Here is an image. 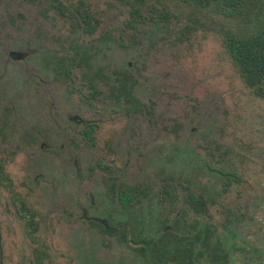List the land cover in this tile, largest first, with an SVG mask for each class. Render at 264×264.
<instances>
[{
    "label": "rangeland",
    "instance_id": "374dc122",
    "mask_svg": "<svg viewBox=\"0 0 264 264\" xmlns=\"http://www.w3.org/2000/svg\"><path fill=\"white\" fill-rule=\"evenodd\" d=\"M87 2L102 12L112 31L129 19L128 8L116 0ZM165 2L180 17L171 22V32L134 36L139 44L134 92L145 110L129 120L121 110L115 112L100 103V145L89 154L78 151L84 157L78 177L64 147L67 139L56 132L59 122H52L55 133L45 134L47 103L57 112L77 109L82 105L78 94L67 92L63 81L44 73L34 83L30 68L38 64L28 59L6 61L9 50H19L17 41L24 33L33 35L37 49L64 51L70 34L67 18L55 11L51 0H0V55L3 65L8 63L0 79V165L11 178L8 188L0 183V264H35L36 250H47L52 264L142 263L135 245L130 255L118 237L99 235L79 217V208L88 207L85 198L100 179L97 171L90 174L95 155L122 165L127 155L119 147L127 144L129 129L144 139L147 152L156 146L157 129L167 132L160 143L167 147L187 146L202 153L205 145L212 144L232 150L223 156L224 164L234 163L248 185L242 191L244 200L233 194L230 201L244 202L256 211L255 218L264 219V206L254 209L251 205L252 198L264 200V99L245 86L222 40L223 31L238 23L211 10H195L181 0ZM189 16L196 24L180 38L177 31ZM126 37L129 42L130 34ZM133 52L109 50L105 67L114 70L121 61L130 60ZM8 105H15L17 114L5 118ZM105 142L113 149L104 151ZM12 192L20 193L37 214L38 229L32 235L16 211ZM168 212L161 208L162 214L172 218ZM257 228L252 226L251 233Z\"/></svg>",
    "mask_w": 264,
    "mask_h": 264
},
{
    "label": "trees",
    "instance_id": "16d2710c",
    "mask_svg": "<svg viewBox=\"0 0 264 264\" xmlns=\"http://www.w3.org/2000/svg\"><path fill=\"white\" fill-rule=\"evenodd\" d=\"M116 1L128 8L129 19L112 31L102 12H96L87 0H51L55 11L68 18L70 34L64 53H53L49 65L54 79L77 80L90 87L98 84L104 107L135 114L143 106L134 92L138 64L134 56L139 45L134 36L170 33L171 22L180 17L165 0ZM181 1L238 23L223 31L224 48L245 86L255 97L264 99V1ZM195 24L187 17L177 31L179 37L187 36ZM113 48L129 49L134 54L109 70L106 54ZM169 147L163 145L162 153L153 154L160 161L152 170L155 179L148 176L129 187L131 207L135 210L138 206L144 228L132 234L136 253L148 264H264V219L255 218L256 211L244 202L230 201L233 194L244 200L246 192L242 191L248 185L234 163L224 164L223 156L232 150L212 144L205 145L202 153L187 146ZM251 205L261 209L264 200L252 198ZM161 208L172 218L163 215ZM157 211L161 215L155 222ZM143 217L155 225L147 228ZM252 226L258 227L254 234Z\"/></svg>",
    "mask_w": 264,
    "mask_h": 264
},
{
    "label": "flooded vegetation",
    "instance_id": "af4514ba",
    "mask_svg": "<svg viewBox=\"0 0 264 264\" xmlns=\"http://www.w3.org/2000/svg\"><path fill=\"white\" fill-rule=\"evenodd\" d=\"M67 21L69 24L68 18ZM32 37L33 35L29 36L28 33H24L17 41L19 50H9L7 52L9 60L6 61L25 62L28 59L32 63L38 64V67L30 68V74H32L31 80L36 83L39 81L38 79L41 78L42 73L49 79L53 77L49 65V58L53 53L62 54L64 51L55 52L45 48L37 49L32 41ZM2 62L3 60L0 55V79L3 77V71L7 69L8 65L7 62L6 65H3ZM25 80L23 84H27V80L29 79ZM61 81L67 86V92L71 93L74 91L78 94L82 105L78 106L77 109L65 108V111L57 112L55 108L52 107L51 103H47V133L45 134L50 136V134L55 133L52 130V122L53 120L55 123L59 122L60 130L58 127L56 132L60 133L61 131L60 134L67 139L64 147L67 149L69 158L73 159L76 166V175L81 177L83 173L82 163L84 157H82L78 151H86V153L89 154L92 149L98 148L100 145L99 129L101 114L99 106L101 101L99 98L98 84L90 87L88 83L77 80ZM102 106L104 107V104H102ZM144 110L143 107L142 111ZM53 111H55V113H53ZM137 113L131 114L123 112L129 120L132 117H136L138 115ZM12 114H17L15 105L6 106L5 118H10L8 116ZM128 132L129 138L126 140L127 144L119 147V150H124L127 155L126 159L124 161L122 160V165L118 166L113 163H108L105 155L96 154L94 163L89 166L91 171L90 174L96 171L101 174L100 179L95 184L93 193L90 192L85 198L88 207L93 208L94 211H91L88 207H83L85 205H82V207L77 205V207H81L79 208V217L81 221L86 222L91 230L96 231L99 235L105 236L106 238L118 237V243L129 249L131 255L132 246L135 245L132 241V234L142 232L144 228L140 226L141 218H139L140 212L138 211V206L134 208L135 210L131 207L129 187L133 183H142L146 181L148 176L155 179L156 175H154L152 170L158 168L160 161H158L153 154L155 151L162 153L163 144L161 145L160 143L163 142L164 134H167V132L157 129L156 146L151 149L153 150L152 152L146 151L144 139L133 135L132 129H129ZM172 134L175 137L178 132H172ZM40 135H42V133H40ZM132 135L134 137H132ZM174 142L177 141L175 140ZM102 148L104 151H109L113 149V145L111 146L110 142H105ZM156 182L159 183L161 180L156 178ZM0 183L7 188L11 185V178L5 173L2 165H0ZM11 197L17 213L25 223L27 233L30 235L34 234L38 229L36 212L31 209L20 193L12 192ZM159 217L160 216L157 215L155 222L160 219ZM143 219L146 220L144 224L147 225V228H152L155 225L153 220L148 223L147 217H143ZM136 252L137 251H135V254L141 258L142 263L140 264H148L146 259ZM33 261L35 264H52L47 250H36L34 252Z\"/></svg>",
    "mask_w": 264,
    "mask_h": 264
}]
</instances>
